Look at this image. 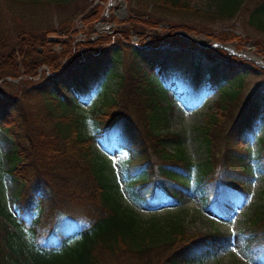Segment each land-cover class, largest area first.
Returning a JSON list of instances; mask_svg holds the SVG:
<instances>
[{
  "label": "trees",
  "instance_id": "obj_1",
  "mask_svg": "<svg viewBox=\"0 0 264 264\" xmlns=\"http://www.w3.org/2000/svg\"><path fill=\"white\" fill-rule=\"evenodd\" d=\"M70 1L0 0V84L20 79L0 85H12L10 94L0 95V131L12 141L6 173L21 185L15 194L17 215L0 201V264H194L216 256L230 246V233H190L174 216L143 222L117 204L95 162V136L84 133L87 117L78 103L88 101L122 67L112 99L92 111L97 136L106 148L115 143L128 153L130 198L157 208L181 204L192 190L193 162L183 139L158 129L166 120L162 95L182 89L187 102L196 104L208 89L217 90L214 111L200 127L207 154L194 190L214 213L229 217L249 198L252 157L246 145L264 128V90L246 93L245 74H264V69L222 49L184 44L180 32L236 43L241 50L242 35L226 28L207 33L204 26L235 20L241 34L252 29L264 35V0H202L206 8L196 7L194 0H125L133 15L114 34L77 42L71 20L62 22L68 38L57 57L38 32ZM4 11L13 23L15 48L1 20ZM101 12L93 10L83 25L98 20ZM134 28L141 37L138 45L131 41ZM159 29L168 34L157 35ZM254 46L264 58V39L254 40ZM44 66L52 76L28 88L26 81ZM222 142L220 160L216 151ZM245 233L247 252L264 264V202L252 212Z\"/></svg>",
  "mask_w": 264,
  "mask_h": 264
},
{
  "label": "rangeland",
  "instance_id": "obj_2",
  "mask_svg": "<svg viewBox=\"0 0 264 264\" xmlns=\"http://www.w3.org/2000/svg\"><path fill=\"white\" fill-rule=\"evenodd\" d=\"M122 2L125 3V13L121 15L123 7ZM192 4H195L196 7H207V3L202 0H194ZM98 7L100 11H102L99 19L88 26H84L83 18L89 15L93 10H97ZM128 9L129 6L126 5L125 0H71L60 10H54L50 18L43 21L42 26H45V28L43 27V31L38 32V34L41 38L47 39L46 48L52 50L54 52L53 54L58 57L61 53L63 43L66 42L68 38V35L61 32L62 22L68 19L71 20L73 30L76 32L78 31L75 36L77 42L84 40L92 41L105 34H114L117 31H121L122 27H127V24L119 23L127 21L133 15L130 9L129 11ZM150 9L151 8H149V10ZM1 20H3V24L9 32V38L11 39L10 45L12 48H15L13 23L7 11H4L1 15ZM159 26L162 28L165 27L162 23ZM204 28L207 33L222 31L226 28L242 35L245 40L242 42L241 50L236 49V43L230 44L233 45L235 51L253 53L256 57H260L264 61V58L255 51L254 46V40L264 39L263 34L252 29H248L246 33L241 34L240 24L235 20L226 23L216 22L214 24H208L204 26ZM234 28L239 29V31L234 30ZM134 29L130 31L132 34L131 41L133 44L138 45L141 37L136 34V29ZM155 32L157 35L161 36L168 34V32L162 31L161 29ZM215 33L218 34L217 32ZM183 34L187 33L180 32V35L183 36L182 42L184 44L195 41L201 47L215 48L212 44L214 40L208 36L187 34L194 38L187 39ZM41 51L42 48H39V52ZM59 61L65 67L66 61L61 58ZM254 64L264 69V67L258 66L256 63ZM21 73L23 74V71ZM121 73L122 67L119 66L114 71L116 76L110 77L106 81L104 87L100 88L98 92L92 93L88 101H79L78 103L87 117L83 127L84 133L87 136H95L93 143L94 159L107 177L110 184V196L122 209L131 211L143 222H148L152 219H157L162 222L166 217L174 216L179 219L180 223L190 233H212L214 231H221L232 235L231 244L227 249L221 250L214 257L204 259L194 264H261L258 260L251 258L246 250L247 236L245 229L248 226V220L252 212L264 202V146H260V140L264 139V128H259L256 133L257 137L246 145L252 157L251 178L247 183L249 198L247 201L237 205L229 217H221L214 213L208 206L204 205V202L199 197V193L194 190L195 181L203 170V158L207 154L200 136V127L204 124L208 113L214 111L213 105L219 93L217 90L210 88L206 92L203 101L197 102L196 104L187 102L184 94H180L182 89H177L171 96L163 94L161 97V106L166 120L159 124L158 129L179 134L183 139L186 151L193 162L192 175L189 181L192 190L186 194L179 205L163 204L157 208H151L141 199L133 200L130 198L127 192L125 175L128 153L115 143L112 144L109 149L106 148L102 138L97 136L100 129L92 114V111L97 109L104 101L112 99L113 93L117 89L118 77ZM155 75L157 78H160L156 72ZM48 76H52V72L44 66L38 70V75L34 77L32 81H26V86L31 88L42 85ZM19 80L6 78L1 81L0 85L5 82L18 84ZM245 83L247 85L246 93L255 89L264 90L263 72L259 71L254 73L253 71H248L245 74ZM156 87L159 88L160 85L157 84ZM10 88H12L10 84L4 86L0 89V95L10 94ZM173 89L174 87H171V90ZM70 95L76 98L72 90H70ZM38 102L39 100L35 99L34 104L36 105ZM168 148L174 149L175 145L173 143H168ZM11 150V139L0 131V201L7 212L17 215L18 211L14 204L15 194L21 185L18 180L11 178L6 173L9 169V165L6 163V154ZM216 153H218V159L221 160V155L224 153L223 142L220 146L218 145ZM220 160H218L219 163L216 169H220ZM37 241L42 242V238L39 236Z\"/></svg>",
  "mask_w": 264,
  "mask_h": 264
},
{
  "label": "water",
  "instance_id": "obj_3",
  "mask_svg": "<svg viewBox=\"0 0 264 264\" xmlns=\"http://www.w3.org/2000/svg\"><path fill=\"white\" fill-rule=\"evenodd\" d=\"M122 10H121V15L125 13V10H124V6H125V3L122 2ZM119 13V12H118ZM185 38L187 39H194L193 37L187 35V34H183ZM208 41V40H207ZM210 42V41H208ZM212 42V41H211ZM213 46L215 48H221V49H224L226 52H228L229 54L231 55H237L239 57H243L247 60H251L253 61L254 63H256L258 66H261V67H264V61L262 60V58L260 57H256L253 53H250V52H236L233 45H223V44H220V43H214L212 42Z\"/></svg>",
  "mask_w": 264,
  "mask_h": 264
}]
</instances>
